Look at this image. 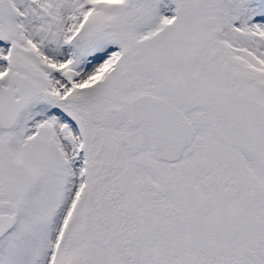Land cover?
<instances>
[{
  "label": "snow or ice",
  "instance_id": "snow-or-ice-1",
  "mask_svg": "<svg viewBox=\"0 0 264 264\" xmlns=\"http://www.w3.org/2000/svg\"><path fill=\"white\" fill-rule=\"evenodd\" d=\"M0 264H264V0H0Z\"/></svg>",
  "mask_w": 264,
  "mask_h": 264
}]
</instances>
